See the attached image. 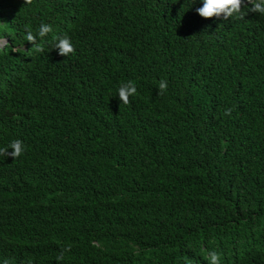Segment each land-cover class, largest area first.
<instances>
[{"label":"trees","instance_id":"1","mask_svg":"<svg viewBox=\"0 0 264 264\" xmlns=\"http://www.w3.org/2000/svg\"><path fill=\"white\" fill-rule=\"evenodd\" d=\"M201 7L0 0V264H264V15Z\"/></svg>","mask_w":264,"mask_h":264},{"label":"clouds","instance_id":"2","mask_svg":"<svg viewBox=\"0 0 264 264\" xmlns=\"http://www.w3.org/2000/svg\"><path fill=\"white\" fill-rule=\"evenodd\" d=\"M26 2H30V0H26ZM250 5L248 8L249 12L256 13L258 12L261 15H264V0H203V7L198 9L199 15L204 18H211L213 16H219L224 14L225 19L228 17H232L236 14L237 18L242 19L243 15L241 14L242 5ZM52 32V26L49 24H41L39 26L38 34L40 36H45L46 34ZM59 40L58 47L61 50L62 55H69L75 51L71 39L68 35L54 36L53 41ZM27 41H33L34 36L32 34L31 29L27 31L26 35ZM6 44V41H0V47ZM42 46H37L36 51H42ZM158 88L160 90V94L167 89V81L161 80L159 81ZM119 96L123 101V104L127 105L129 103V96H135L137 94V87L133 81H129L127 84H121L118 88ZM226 115H231V109H225ZM11 148L12 151L9 153L7 149ZM25 152V145L23 141L20 139H14L5 147H0V155L11 156L12 159L19 158ZM30 157V154H26L24 160ZM30 168V167H29ZM0 170L3 176H7V170L5 165L0 160ZM31 173L29 171L28 175ZM3 180H0V185L3 184ZM67 249H65L66 251ZM206 259H210V264H221V254L217 251H212L210 253H206ZM57 260H63L64 255L63 252L56 257ZM105 259L109 262V264H113L119 261L118 254L110 255L105 257ZM4 264H10V262L5 259ZM31 264V261L28 262Z\"/></svg>","mask_w":264,"mask_h":264}]
</instances>
